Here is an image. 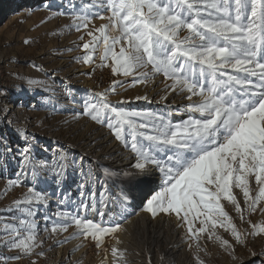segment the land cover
<instances>
[{
    "label": "snow or ice",
    "instance_id": "snow-or-ice-1",
    "mask_svg": "<svg viewBox=\"0 0 264 264\" xmlns=\"http://www.w3.org/2000/svg\"><path fill=\"white\" fill-rule=\"evenodd\" d=\"M41 7L52 11L51 0H41ZM72 9L71 13L57 10L53 15H72L75 30H86L90 39L82 45L86 53L79 58L82 63L95 64L93 55L99 47V67H109L113 76L130 77L133 86L148 85L156 76H163L161 101L172 93L187 94L190 103L184 106L185 111L199 114L173 123L164 114L125 111L108 99L117 86H123L119 80H113L103 92L90 94L79 115L109 128L134 153V164L123 173L121 205H126L131 195L129 186L143 184V210L153 218L175 216L177 227L185 229L188 248L197 250L196 264H204L199 252L204 250L205 238L217 242L233 258L237 246L247 248L250 239H264V220L249 218L257 212L264 216V0H94L79 13L75 5ZM95 19L107 23L96 27ZM90 25L92 30H88ZM183 30L188 35L181 37ZM194 96L200 98L198 102H192ZM69 98L74 102L71 94ZM6 112L0 110V114ZM24 139L25 146L19 151L21 170L8 184L19 187L27 180L32 186L7 209H19L26 218H0L6 221L0 247L18 250L5 259L43 256L39 231L63 233L72 225L78 230L74 238L90 239L98 248L106 236L116 245L122 243L116 233L126 231L123 224L135 213L124 207L121 220L105 226L84 215L96 209L94 201H81L73 212L57 211L56 220L45 214L41 217L44 226L38 228L37 212L48 204L47 194L35 189L38 173L51 170L60 183L66 169L76 162L69 161L63 151L57 153L54 165L37 161L33 155L35 137L29 140L25 135ZM0 146L12 151L2 141ZM76 167L91 179V172L83 170L82 158ZM156 172L162 174L163 183L151 194ZM84 187L82 183L80 188ZM63 203V199L58 201V205ZM22 204L25 207L21 208ZM225 204L246 228L238 227ZM97 214L104 216L103 211L97 210ZM218 229L231 240L219 235ZM67 240L57 241V245ZM125 251L111 247L113 264H124ZM249 252L256 255L250 248Z\"/></svg>",
    "mask_w": 264,
    "mask_h": 264
},
{
    "label": "rangeland",
    "instance_id": "rangeland-1",
    "mask_svg": "<svg viewBox=\"0 0 264 264\" xmlns=\"http://www.w3.org/2000/svg\"><path fill=\"white\" fill-rule=\"evenodd\" d=\"M90 2L94 0H71V3L69 0H51L52 11H48L42 9L41 0H0V30L5 25L3 23H7L12 15L22 12L24 14L0 33V110H7L5 114H0V141L12 149L8 152L0 146V218L13 215L26 218L19 209L7 211L13 206L14 201L23 199L28 187L32 186L27 180L19 187H10L8 184L10 179H16L17 173L21 170L19 151L25 146V135L29 140L35 137L32 143L33 155L37 161L54 165L59 159L57 153L63 151L69 161L76 162L66 169L65 178L60 183H57L51 170L38 173L39 179L36 181L35 189L48 196L47 208L41 207L36 216L39 221L38 228L42 229L45 223L41 219L43 215L46 214L54 220L59 219L54 213L73 212L85 194L89 198L92 197L91 192L97 184V175L93 169L94 162L91 158L83 156L78 151L79 148H84L94 155L103 153L104 158L111 159L112 157L107 154L109 144L105 142L106 138L111 137L110 139L118 142L125 152L131 153L115 138L109 128L92 121L87 116L79 115L84 101L90 97V94L103 92L113 80H119L123 86H117L116 92L108 97L117 107L125 111L156 114H160L159 109L163 108L162 103L165 102L161 101V96L164 95L162 91L164 84L161 83L163 76H156L155 81L148 85L133 86L130 77L113 76L109 67L98 66L99 47L93 55L95 64L87 65L80 61L79 58L86 54L82 45L90 39L86 35V30H75L72 15H53V13L57 10L71 13L72 5L76 6V11L79 13V9ZM104 15L107 16L108 13ZM105 23H107L106 19L93 21L96 27ZM88 30H92V25ZM186 35H188L187 31L183 30L181 37ZM81 36L84 39H81ZM25 40L30 42L26 44ZM117 51H119L118 47ZM29 80L36 83L30 85ZM69 94L74 97V102L69 98ZM185 95L187 94L180 96L172 93L167 99L179 96L188 104L190 102L185 99ZM145 96L147 99H143ZM199 99L198 96H194L192 102ZM189 115L173 123L187 120ZM6 125L8 130H5ZM81 158L83 170L85 173L91 172V179L87 175H81L76 167L81 163ZM2 168L7 170L3 172ZM158 175L162 180V174L158 172ZM82 183L85 184L83 189L80 188ZM159 190L160 188H157L151 194ZM82 191L83 196H81ZM61 199L64 203L58 205ZM143 203L146 204V200ZM20 207L23 208L25 205L22 204ZM225 207L229 214L233 215L238 227L241 229L247 227L236 219V214L230 205L225 204ZM127 211L130 212L129 208ZM134 213L123 224L126 231L116 233L119 240L124 232L131 236L132 229L129 228L128 219L137 220L142 213L151 215L143 210V204ZM84 215L94 222L101 221L96 213L90 214L87 211ZM109 216L113 215L109 214ZM150 217L156 221L154 226L164 231L165 237L155 246V252H150L147 257H144V252H138L135 241L116 245L114 239L106 236L103 245L98 248L90 239L83 240L78 236L74 238V233L78 230L72 225L63 233L50 234L39 231L38 238L44 241V255L39 258L33 254L19 260L5 259L15 256L18 250L9 251L0 247V264H31L32 261H35V264H78V262L79 264H113L114 258L111 255L113 245L126 250L124 264H149V261L150 264H196L197 250L195 247L191 250L188 248L185 229L177 227L175 216L160 214L155 218ZM249 218L253 222L264 220V216L259 212ZM4 222L6 221H0V235H3ZM108 222L103 223L109 226L112 222ZM199 226L197 221L196 227ZM217 231L223 238L231 240L230 235L223 229ZM66 237L67 242L58 246L57 241H63ZM81 244L83 247H78ZM202 248L204 250L199 252V256L204 264H264V255L261 254L264 250V239H250L247 248L237 246L235 258L225 252L217 242L208 241L206 238L202 242ZM249 248L256 255H252Z\"/></svg>",
    "mask_w": 264,
    "mask_h": 264
},
{
    "label": "bare ground",
    "instance_id": "bare-ground-1",
    "mask_svg": "<svg viewBox=\"0 0 264 264\" xmlns=\"http://www.w3.org/2000/svg\"><path fill=\"white\" fill-rule=\"evenodd\" d=\"M21 16H24L23 12L20 14L12 15L9 21H6L7 23H3L5 25L0 30V33L6 30L14 21L21 18ZM193 102L198 101L193 100ZM185 105H187V103L183 100L182 97H172L162 103L163 108L161 107V109H159V112L160 114L166 115L167 118H169L172 122L183 119L189 114L195 116L199 115L198 113L185 111ZM5 127V130L9 129L7 125ZM110 138L111 137L106 138L105 142L109 144L107 154L112 157L111 159L104 158L102 156L103 153L94 155L90 151L84 150V148L78 149V151L83 156L92 159V161L94 162L93 169L95 174L97 175V184L96 187H94L92 190V192L96 193L95 197L89 198L87 194H85V196L82 198V201H84L85 203L94 201L96 203V209H89L88 212L90 214H97V210L103 211V217H100L98 214L96 215L97 218L103 222H108L109 220L111 222L121 220L120 212L121 208H123L124 206L129 208L130 213H134L135 211H137V208H140L142 206L141 201L143 199L144 193L143 184L129 186L131 189V195L128 198L127 204L121 205L120 198L124 195L122 189H124L125 187L123 181L126 179L123 173L129 170L130 166L134 164L135 161L133 159V154L125 152L118 142ZM110 169H112L111 172H108L110 171ZM1 170L4 172L7 170V168H2ZM162 183L163 180H161L158 172H156L154 174L152 187L154 188V190H156L157 188H160ZM103 184L104 186H102ZM145 200L146 199H143V202ZM112 201H115V203L113 204ZM104 204H108V207L105 208ZM109 214H112L113 216L110 217ZM150 216L151 215L142 213L137 220L128 219V222H130L129 228L132 229L130 230L131 236H128L125 232L121 236L122 243H130L135 241L138 247V252H144V257L150 255V252L154 253L155 246L159 244L161 238L165 237L164 231L154 226L156 224V221L152 220ZM125 227L127 228V226Z\"/></svg>",
    "mask_w": 264,
    "mask_h": 264
}]
</instances>
